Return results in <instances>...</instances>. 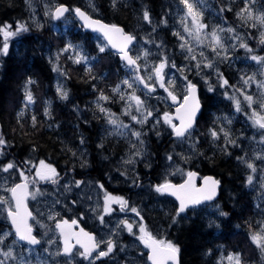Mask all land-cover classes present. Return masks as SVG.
Listing matches in <instances>:
<instances>
[{
  "label": "snow or ice",
  "instance_id": "obj_1",
  "mask_svg": "<svg viewBox=\"0 0 264 264\" xmlns=\"http://www.w3.org/2000/svg\"><path fill=\"white\" fill-rule=\"evenodd\" d=\"M25 5L28 19L0 21V59L11 58L13 38L23 42L31 40L33 33H51V22H71L86 34H95L91 52L76 42L78 38L68 39L67 33L48 37L57 41L55 48L49 43L46 49L47 63L56 73L55 95L71 103L67 82L72 66L84 68V82H90L94 97L90 102L94 107L88 109L92 118L102 122L101 127H111L110 135L126 141V151L114 169L119 176L109 174L108 180L128 185V193L147 192L154 203L151 208L139 206L131 195L108 191L99 179H76V163L58 170L50 159L36 155L40 146L35 142H30L31 155L18 160L11 151L15 137L0 128V219L5 222L0 228V264H183L179 240L164 233L179 231L185 223L196 226L197 221L199 229L212 237L202 245L207 264H251L244 248L217 243L229 235L242 236L248 251H258L264 264V0H219L218 5L208 0H172L168 11L162 6L160 13L141 3L135 10L138 25L150 29L142 36L127 25L98 18L95 5H89L90 12L63 0H44L42 18L32 0H25ZM123 6L120 0H109L114 11ZM206 13L217 22L209 21ZM169 32L174 43L160 37ZM86 39L91 41L93 36ZM238 50H243L254 70H232L240 59ZM114 57H118L117 75L122 69L123 77L118 76L108 92L93 74V62ZM19 79L23 96L13 110L23 128L27 110L37 103L35 90L41 81L27 68ZM117 103L119 114L109 106ZM72 107L78 120L83 117V124L91 123L79 104ZM42 116L48 128L62 127L50 101H45ZM30 120L36 130L41 120L35 113ZM241 120L244 126L237 129L235 124ZM78 139L75 150L65 151L84 169L91 166L88 137L81 131ZM165 143L161 154L160 145ZM204 144L211 145L212 156L203 150ZM96 149L107 151L104 136ZM217 152L227 159L234 157L242 173L240 191L229 195L231 208L220 203L221 179L201 177L199 171L182 166L200 157L215 164ZM140 165L156 174L155 182L143 183L148 172L138 170ZM177 175L180 180L174 182ZM49 187L55 190L54 197ZM245 189L257 194L241 206ZM38 198L43 208L30 210V200L41 204ZM84 204L89 205L87 211ZM88 212L94 214L96 231L75 230ZM152 212L160 215L163 224L149 221ZM202 213L207 214L206 223ZM67 214L71 215L65 219ZM163 225L167 227L162 231Z\"/></svg>",
  "mask_w": 264,
  "mask_h": 264
},
{
  "label": "trees",
  "instance_id": "obj_2",
  "mask_svg": "<svg viewBox=\"0 0 264 264\" xmlns=\"http://www.w3.org/2000/svg\"><path fill=\"white\" fill-rule=\"evenodd\" d=\"M87 0H63L64 3L69 4L73 7L80 6L84 9H88L85 4ZM98 7L100 15L98 18H104L105 22L119 23L121 26L127 25L128 30H138L143 28V25H138V17L136 9L141 6V3L149 5L154 13H160L161 7L164 6V10L168 11L167 5L172 0H120V3L124 5L119 11H114L109 7V0H92ZM211 5H218L219 0H208ZM40 7L42 4L40 3ZM173 7H175L173 5ZM29 10L25 5V0H0V21L13 22L17 19H28ZM159 17H157L158 19ZM206 18L210 21L212 18L215 23L217 22L212 15L206 13ZM71 19V18H70ZM227 20H231L232 17L229 15L226 17ZM61 33H64V23L59 22ZM70 29L67 33L68 39L78 38L76 42L83 43L86 50L91 52V48L95 44L94 34L85 33L83 29H80L78 25H73L70 22ZM53 30L51 33L45 32L43 36L40 33H33L32 39L28 41L20 42L19 39H14L11 43V58L0 59V128L7 132L9 137H15L13 140L14 147L11 150L18 160H23L31 155L30 142L39 144L40 150L36 154L39 158H48L54 164L58 165V170H63L66 167L70 168L73 163H76V179H87L89 176L98 178L103 181L106 187L116 195H131L132 199L139 206L148 205L151 208L154 201H152L147 192L138 193L139 190H133L128 193V185L119 184L117 181H109L108 175L117 176L118 173L114 171L116 161L119 160L120 156L126 151V141H121L117 138H106L108 126L101 127L102 122L92 118V112L89 108L94 107L90 102L93 101L94 97L90 94L91 89L89 83L84 82V68L79 66H72L71 80L67 82V87L70 89L71 103L60 101L55 95V84H56V73L52 72L50 66L47 63L46 49L49 43L52 44L53 48L57 44L56 40H48L49 36H57L59 33ZM86 35L93 36L91 41L86 39ZM37 37H40L37 39ZM161 38H166L168 41L174 43L173 38L169 33H160ZM3 39L0 37V40ZM253 46L255 44L253 43ZM176 51H179L177 48ZM23 54L26 59H22ZM240 56L239 60H236L233 65V71L236 69H244L245 67L251 66V62L244 59L243 50H238ZM94 55V53H93ZM178 63H182V57H176ZM118 57L98 61L93 68V74L97 76L98 81H101L100 87L110 92L111 87L115 86L118 82V76L123 77V70L121 69L117 75ZM102 63V65H101ZM101 65V66H100ZM27 68L31 73H36L37 78L41 81V86L35 90V96L37 103L34 107H30L27 110L26 118L27 123L23 128L20 127L19 123L15 118V111L13 106L17 100L22 98L23 90L19 87L20 74ZM252 69V68H251ZM108 77L106 81H103V77ZM45 101L51 102V110L53 111L57 121L62 124L60 129L48 128V120L42 116L43 108L45 107ZM73 104H79L80 108L87 115L90 124H83V117L79 120L76 113L73 111ZM23 106L22 104L20 105ZM112 107L114 112L119 114L120 104L109 105ZM37 114L38 119L41 120L39 127L33 130L31 127L30 117L32 114ZM124 119V122L127 120ZM80 123L79 129L75 128V125ZM243 121L235 124L237 129L243 127ZM83 132L88 137V156L87 159L90 161V167L81 169L79 162L74 161L69 152H66V148H75L79 145L78 133ZM251 135V130L248 132ZM101 136L105 137V147L107 151L101 153L96 149V144L99 142ZM63 142V143H62ZM167 144L160 145V152L163 153ZM203 150L208 156L213 155L211 145L204 144ZM103 156H108V160H104ZM183 166V165H182ZM185 168H191L197 170L199 173L204 175H213L223 181V188L220 195V203L226 205L228 208L232 207V201L229 199L230 193L240 191V179L241 171H238L236 161L234 157L227 159L216 153V163L210 164L203 157L197 158L193 164L185 165ZM140 171L148 172V176L143 178V183L147 185L150 182H155L156 174L150 170L143 169V165L140 166ZM119 175V174H118ZM118 177V176H117ZM121 179V178H120ZM108 180V182H107ZM180 179L174 178V182H179ZM257 193L249 192L247 189L241 193L242 205L247 206L252 200L253 195ZM141 197L143 199L141 200ZM171 200L172 198L169 197ZM237 207V212L240 211V207ZM211 211V209H209ZM204 215L206 223L207 214ZM249 215L248 211H245V216ZM68 217V216H67ZM150 222H163L160 220V215L157 212H152L149 216ZM200 221H197V225L185 223L180 226V230L170 229L169 232L164 233L169 238L176 240L178 239L183 249V264H207V260L201 255L204 245L212 237L207 236L206 229H199ZM163 225V228H166ZM213 235H217L213 233ZM217 243L231 245L233 247L239 245L245 249L246 257H252L251 264H261L260 254L257 251L255 254L251 253L247 249V245L243 243V237L239 235H229L227 240H219Z\"/></svg>",
  "mask_w": 264,
  "mask_h": 264
},
{
  "label": "rangeland",
  "instance_id": "obj_3",
  "mask_svg": "<svg viewBox=\"0 0 264 264\" xmlns=\"http://www.w3.org/2000/svg\"><path fill=\"white\" fill-rule=\"evenodd\" d=\"M32 3H33V6L34 7H36L37 9H38V11H39V14H40V17L42 18V8H43V3H44V0H32ZM40 3L42 4V6L40 7L39 5H40ZM85 4H86V6L88 7V9H89V11L91 12L92 10H91V8L89 7V5L91 4V5H95V3L92 1V0H87V1H85ZM96 6V5H95ZM97 7V6H96ZM97 9H98V7H97ZM29 10V9H28ZM100 13V12H99ZM94 15H95V13H93ZM71 20V19H70ZM212 23H215V21H214V19L212 18L211 20H210ZM62 23H64V33H68V31H69V29H70V26H69V24H70V22H68V23H65L64 21H62ZM59 24V22H51V27L53 28V30H56V31H58V30H60L59 28H60V26H62V25H58ZM150 29H146V28H142L141 30H138L139 31V35H144V33L146 32V31H149ZM58 33L60 34L61 32H59L58 31ZM14 39L15 38H13V40H12V42L14 41ZM16 39H18V38H16ZM15 39V40H16ZM0 41H2V39L0 40ZM11 42V43H12ZM94 63V65H96L98 62H96V61H94L93 62ZM101 65H102V63H101ZM100 65V66H101ZM244 69H247V70H254V69H251V66H249V67H245ZM174 71V70H173ZM169 75H171V73L169 74ZM153 103H154V101H153ZM123 118V117H122ZM125 123H127V120L125 121ZM113 131V129L111 128V127H109L108 126V132L109 133H111ZM183 167H185V165H183ZM175 178H178V179H180V176L179 175H177ZM49 191L51 192V194H52V196L54 197L55 195H56V193H55V190L54 189H52L51 187H49ZM91 195H92V197H93V202H95V200H96V195H95V193L94 192H92L91 193ZM38 199H41V201H42V198H38ZM31 206H32V209L34 210L36 207H41V208H43V201L41 202V204L40 205H38L36 202H34V201H31ZM93 206H95L94 205V203H93ZM75 207V206H74ZM83 209L85 210V211H87L88 210V208H89V205L88 204H84L83 206ZM88 213H91V212H88ZM69 215H71V214H67V215H65V216H69ZM94 215V214H93ZM83 219H85V217H83ZM0 221H3V219H0ZM53 227H54V225H53ZM125 235V237L127 236V234L125 233L124 234ZM125 243H130V241L129 240H125ZM73 264H75V262H73Z\"/></svg>",
  "mask_w": 264,
  "mask_h": 264
},
{
  "label": "water",
  "instance_id": "obj_4",
  "mask_svg": "<svg viewBox=\"0 0 264 264\" xmlns=\"http://www.w3.org/2000/svg\"><path fill=\"white\" fill-rule=\"evenodd\" d=\"M90 33V32H89ZM198 181H199V178H198ZM197 181V182H198ZM202 182V181H201ZM199 184V183H198ZM171 198V197H170ZM172 199H174V198H172ZM78 228H83L80 224L78 225V227L75 229V230H77L78 231ZM86 231V230H85Z\"/></svg>",
  "mask_w": 264,
  "mask_h": 264
}]
</instances>
